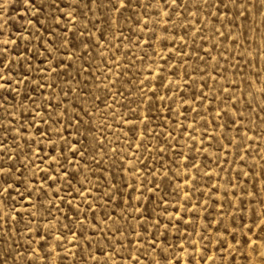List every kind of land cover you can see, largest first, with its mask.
Returning a JSON list of instances; mask_svg holds the SVG:
<instances>
[{
    "label": "snow or ice",
    "instance_id": "obj_1",
    "mask_svg": "<svg viewBox=\"0 0 264 264\" xmlns=\"http://www.w3.org/2000/svg\"><path fill=\"white\" fill-rule=\"evenodd\" d=\"M19 3L30 16L27 23L31 29H25L28 36L21 35L19 40L26 41V45L33 40L36 43L17 51L21 48L17 40H0V264H63L69 257L71 264H116V257L128 264H141L142 258L147 264H206L207 260L215 264V257L208 255L210 246L223 250L219 257L221 264H225L226 256L230 257L227 264H236L237 255L243 264H264V165L259 172L261 188L257 189L255 183L250 188L243 187L241 177L256 173L240 155L242 151L251 154L246 146L249 142L256 143L254 136L264 139V117L256 114L257 109L264 113L261 80L264 65L247 77L240 67L247 64L255 68V60L264 56L261 44L255 57L245 59L251 47L247 33L257 30L254 25L248 26L249 18L258 14L264 25V0H19ZM3 7L0 4V11ZM126 25L128 35L124 36ZM226 27L228 31L223 30ZM6 28L7 18L0 25V37ZM261 38L264 40V35ZM113 40L119 43L113 44ZM229 40L238 53L225 47V41ZM125 42L137 48L143 45L156 57L145 69L147 75L142 80L133 73L125 81L123 71H112L124 63L118 54ZM204 43H210L211 48H204ZM156 45L162 51H157ZM185 48L190 52H184ZM217 49H220L217 56H212L211 52ZM224 51L237 60L233 65L237 72L233 75L243 77L239 84L224 75L227 67L220 70V60L226 65L230 63ZM163 52L168 55L165 57ZM105 53L111 55L106 57ZM123 56L135 67L136 57L131 48L126 47ZM176 56L183 58L170 64ZM38 57L43 59L34 64ZM192 57L195 62L190 64ZM148 59L145 50L141 64ZM209 66L215 75L208 72ZM197 76L201 77L203 89L209 87L204 76L213 81L216 76H223L225 83L218 88L214 84L215 92L209 98L207 92L193 90ZM258 83L261 87L257 89ZM126 84L130 85L127 89ZM241 85L246 86L251 97L242 105L249 112L243 133L240 125L245 115L238 107L240 100L233 101L235 90L241 89ZM241 92L243 96V89ZM257 93L259 103H255ZM197 98L202 103L192 108L191 102ZM217 100L224 107L218 103L212 119L204 120L197 147L195 116L187 125L179 117L187 120L186 114L192 112L196 116L210 115L211 104ZM203 101L208 102V107ZM173 104L182 111L174 112ZM165 108L167 114L162 113ZM217 119L223 123L217 124ZM167 120H172V125ZM157 121H161L158 127L167 132L166 136L164 131L157 133L150 127ZM120 122L127 127L126 150L135 144L132 162L127 167L122 161L128 157L118 153L110 140L113 124L119 128ZM208 124L213 125L212 133ZM216 128L224 131L217 134ZM233 130L236 135H229ZM177 132L180 137L188 135L189 153L194 154H184ZM249 132L253 135H248ZM149 137L158 141L154 148L149 147ZM229 148L248 171L236 169L235 175L229 174L222 183L206 182L210 191L201 192V197L207 195V199L201 205L197 197V203L188 207L197 179L195 175L189 176L190 170L199 173L201 164L207 168L212 162L208 150L214 149L219 180L220 173L233 171L231 167L225 169L221 161L237 162L226 159ZM141 149L160 157L171 152L173 157H183V164L170 160L177 171L167 168L161 173L160 183L153 179L149 187L141 180V188L137 189L134 178L140 168L148 171L147 164L142 165L136 155ZM109 152L120 157L115 171L112 169L116 160L111 161V166L105 165ZM198 155L205 157L201 163H197ZM181 166L189 170L183 174L184 183L177 184L172 193L167 192L171 184H165L161 194V183L170 180L169 173L179 177ZM125 173L131 174V182ZM106 174L110 178L106 179ZM204 175L209 181L212 179L211 172ZM91 176L97 177V183ZM136 192L139 194L133 196ZM169 195L176 201L171 212L165 206ZM117 208L121 209L119 213L115 211ZM201 208L205 213L202 217L198 210ZM170 236L186 241L187 247L184 243L177 246ZM195 236L199 239H193ZM144 245L158 259L150 258ZM187 248L192 252L188 253ZM178 250L186 255L178 256Z\"/></svg>",
    "mask_w": 264,
    "mask_h": 264
},
{
    "label": "rangeland",
    "instance_id": "obj_2",
    "mask_svg": "<svg viewBox=\"0 0 264 264\" xmlns=\"http://www.w3.org/2000/svg\"><path fill=\"white\" fill-rule=\"evenodd\" d=\"M0 4H3V10L0 11V25H2L4 23L5 18H7V28L5 29V34L3 37H0V40L2 39H10V40H17L18 43L20 44L21 48L17 49V51H21L23 49V47L26 45V41L24 40H19V37L21 35L27 37L28 36V31H25V29H28L29 31L31 30L29 28V25L27 23L28 19L30 18L28 13L24 12L23 7L20 5L19 0H10V3L5 4L4 0H0ZM261 21V16L256 14L254 15V17H250L249 18V24L248 26L251 28L253 25L255 26V28L257 29L255 32H248V36H249V41L248 43L250 44V51L249 53L246 55L245 59L246 60H251L253 57H255L257 55V49L259 48V46L261 44H264V40H262V35H264V25H262L260 23ZM33 24H35V21L33 20ZM151 26V25H150ZM133 27H135V25H133ZM224 31H228L229 29L226 27L225 29H223ZM159 34V33H158ZM123 35L127 36L128 35V26L126 25L123 29ZM133 41L136 40V37L133 36L132 37ZM219 38H217L218 41ZM36 41L33 40L32 44H27L26 46L31 48L33 46V44H35ZM113 44H117L119 43L118 40H113L112 41ZM177 43H179L177 41ZM201 41L198 39L197 40V44H200ZM121 47V53H119L118 55L120 56V59L122 61H124V63H122L120 65L119 68H113V72H120L123 71L124 75L122 77V80H129L132 78V74L135 73L136 74V78L137 79H144V76L147 75V72L145 71V69H147L149 67L150 61L153 59H156L155 56L152 55V52L150 49H144V46L141 45V47H132V45L130 44H126L123 43L120 45ZM127 48H131L132 49V53L135 55L136 59L134 61L135 67H133L132 63H128L127 60L125 59V57L123 56V52L126 50ZM157 51H162L159 47V45L155 46ZM171 47V45H170ZM204 48H211V44L210 43H204L203 44ZM225 47H231L232 52L233 53H238V49L235 46L231 45V41H225ZM148 52L149 55V59L145 60L143 62V64H141L140 61V57L143 55L144 51ZM220 49L217 50H213L211 52L212 56H217V52ZM112 52H115V49H112ZM173 52H175V49H173ZM184 52H190L189 48H185ZM108 55H111V53H105V56L107 57ZM163 55L166 57L168 55L167 52H163ZM200 55H203V52L200 53ZM224 56L227 57L230 60L229 64H225L223 60H220V70L223 71V69L225 67H227L228 71L224 73L225 76L228 77V80L230 81H235L236 83H240V81L242 80V76L241 75H233L234 72H237V69L235 67H233V65H235L237 63V60L235 59V57H233L228 51H224ZM131 57H129L128 59H130ZM182 56H176L172 61H170V64H175L177 62V60L182 59ZM43 57H38L33 63L37 64L40 62V60H42ZM207 59V58H206ZM219 59V57H218ZM99 62V58H97V63ZM195 62V57H192V59L189 61L190 64H193ZM162 63V61H161ZM211 63L213 62H209V64L211 65ZM255 68H252L251 65H247V64H241V70L243 72V76L247 77L249 76V74L252 71H259L260 67L262 65H264V56H261L259 58H257L255 60ZM154 67V66H153ZM204 65H201V68H203ZM190 70V69H189ZM105 71H107V69H105ZM208 72L211 75H215V73L212 72L211 66H209ZM73 75H75V73H73ZM87 75V74H86ZM112 79H115V76L111 77ZM251 79H255V77H250ZM203 79L207 80L208 83V88L207 89H203L200 87V81H201V77L197 76L196 78V84L193 86V90H202L208 93L209 98H211V96L214 94L215 92V88H213V85L215 84L216 87L218 88L221 84H224L225 81L223 79V76H216V80L213 81L212 79H210L208 76H204ZM261 80L264 81V72L261 73ZM189 83L191 84V81H189ZM128 87H130V85H125V88L127 89ZM183 88V85L181 86ZM261 84H256L255 88H260ZM211 89V91H210ZM241 89H243V96H242V92ZM241 89H236L234 96H233V101L239 99L240 100V104L238 105V107H241V110L244 112L245 115V120L241 123L240 127H241V132L243 133L244 129H243V124L247 123V119L249 117V112L248 110H246L244 107H242V105H244V103L248 100H251V97L248 95V91L246 86L241 85ZM230 93L232 92V90H229ZM117 99H119V97H117ZM260 99H259V94L257 93V99L255 103H259ZM202 102L199 98H197L194 102H191V107L192 108H197L198 105H200ZM220 104L221 107H224V105L221 103L220 100H217L215 102H213L211 104V108L213 109L212 113L210 115H202V116H196L195 112H192L191 114H186L188 115V119L185 120L183 116L179 117V121L181 123H183L184 125H187L188 123L192 122V118L195 116L196 121L198 122L196 127H197V131L194 133L196 139H197V147H199V141H200V136L201 133L203 132V127H201V125H203L204 120L205 119H212V117L215 115V111L218 110L216 108L217 104ZM255 103H253V107H255ZM203 104L205 107H208V102L207 101H203ZM133 107H135L133 105ZM172 108L175 111H182V109H179L177 107L176 104L172 105ZM120 112L124 113L125 115H129L128 113L125 112L124 109H119ZM202 111V109H201ZM234 111V110H233ZM162 113L167 114V109H162ZM256 114L259 116L264 117V113H260L259 110L257 109ZM176 117L173 116V120H175ZM253 119H255V117H253ZM217 124H222L223 121L217 119ZM161 121H157L155 124H152L150 127L152 129H154L157 133H160L161 131H164V135H167V132L165 130H162L160 127H158V124H160ZM167 124L172 125L173 121L172 120H167L166 121ZM255 125L257 126V131H259V120L255 121ZM251 126V125H250ZM207 129L209 131V133H212L213 131V125L212 124H208L207 125ZM127 130V127L125 125L122 124V122H120V127L117 128L115 124H113V127L111 128V133L112 135L110 136V140L113 141L114 143L112 144V147H115L117 149L118 153H121L123 156L128 157V159H124L122 162L124 164L125 167H127L129 165L130 162H132V153L135 152V144H133V147L131 150H126V145H125V139H124V133ZM191 131V130H188ZM216 133L219 134V132L224 131L223 128H216L215 129ZM129 135H131V133H129ZM229 135L235 136L236 133L235 131H230ZM248 135H253V133L249 132ZM177 139L180 142V145L183 146V151L185 155H190V154H194V153H189V148L187 145L191 144V141L188 139V135L185 134L183 137H180L179 133L177 132ZM254 139L256 140L255 144H252L251 142H249V145H247V149L248 151L251 153L250 155H246L245 152H241L240 155L244 156V161L247 163V165L249 167L252 168V171L256 173L255 176H253L251 173L247 176V177H241V185L243 187L246 188H250L251 185L253 183L256 184V188L260 189L261 188V177L259 176V172L261 170L262 165H264V159H262V157H264V139H261L258 136H254ZM118 143H115L117 142ZM149 147L154 148L157 144L158 141L156 139H152L151 137H149V141H148ZM123 146V147H122ZM209 155L212 158V162L209 163V166L207 168H205L203 166V164H201V168L199 173H197L195 170H190L189 172V176L191 177L192 175H195L197 177L196 179V190L191 192V195L193 197L192 203L188 204V207H192L193 204L197 203L196 198L200 197V201L199 203L202 205L203 201L205 199H207V195L201 197V192L204 193H208L210 191V189L206 186V182L209 184H217V183H222L223 180L229 175H235V171L236 169H240L242 171H248V168H246L244 166L243 163H241L238 158L235 156V154L233 153V150L231 148L228 149V154L226 156V159L231 162L232 160H236L237 162L235 164H224L223 161H221L222 166L225 169H228L229 167H231L233 169V171L231 173L226 172H222L219 174V180L216 176V173L219 172V169L215 166V157L212 155L214 149H209ZM101 152L98 150L97 151V156H100ZM136 155L140 158V163L143 164H147L148 166V171H145L143 168H140L139 172L137 173V176L134 178L136 183L135 186L137 189L141 188V184L140 181L143 180L145 181L146 184H148L149 187H151V181H153V179H155V181L157 183L161 182V173H164L165 171H167V168H171L172 172L177 171L176 167L174 164L170 163L169 161L172 159H176L178 163H180L181 165L183 164V157L180 158H176L173 157L171 152L166 153L163 157L157 156L155 153H153L152 155H150L147 152H144L143 149L140 150V152H137ZM222 157L224 156L223 153L220 154ZM205 157L204 155H198L197 156V163H201L202 161H204ZM112 160H116L117 164L115 166V168H113L112 170L115 171L119 168L120 165V157H114L112 155L111 152H109L107 159L105 160V165L106 166H111V161ZM161 164H165L166 167H160ZM43 167V166H41ZM155 169H159L158 172L154 171ZM181 175L179 177L172 175L171 173H169L170 176V180H164L163 183H161V194H163V190H164V185L170 183L171 187L167 188V192L168 193H172L173 190L175 189L177 184H183L184 180H183V174L186 170L183 168V166H181V168L179 169ZM148 172H154V175H149ZM206 172H211L212 173V179L209 181L208 177L206 175H204ZM125 175L128 177L129 182H131V180L133 179V177L131 176V174L129 173H125ZM91 180L94 183H97V177L95 176H91L90 177ZM105 178L108 179L110 178V176L108 174L105 175ZM235 182V181H234ZM188 183H191V179H189ZM225 187H230L225 185ZM101 191H103V188H101ZM128 191H131V189H128ZM238 194H239V189L235 190ZM139 193H133V196L138 195ZM264 194V193H262ZM146 195H151L146 194ZM180 195L182 196L183 193L181 192ZM213 196H215L216 194L213 193ZM155 200V197L153 198ZM166 201L167 204L165 206L169 207V212H171L172 210V206L176 203V201L173 199V197L171 195L166 197ZM133 203H135V200H133ZM200 211V215L201 217L203 215H205V213L203 212L202 208L198 209ZM211 210V209H210ZM115 211L117 213H119L121 211L120 208L115 209ZM157 211L159 212V209H157ZM129 212H131V209H129ZM122 223V221H120ZM132 223H135V221H132ZM203 221H199L197 224V231H199V224H202ZM151 231V229H149ZM189 231H191V226L188 229ZM193 239L198 240L199 236H195L193 237ZM134 242H135V238H133ZM170 240L174 241V243L178 246L181 243H184L185 246L187 247V242L184 240L179 239L177 236H170ZM21 243H23V241H21ZM81 245H83V241H80ZM145 249L150 253V258L151 257H155V253H152L150 249L147 248V245H144ZM73 251H76L75 248H73ZM187 252L191 253L192 249L191 248H187ZM223 250L220 249H216L210 246L209 251H208V255L209 256H214L215 257V264H221V261L219 259L220 255L222 254ZM133 255H135V253H133ZM177 255H186V254H182L179 252V250L177 251ZM197 258H199V253L196 254ZM158 259V257H155ZM116 264H128V262L126 260H121L119 257H116ZM230 259V257L226 256L225 259V264H227V261ZM56 260H58V258H56ZM72 261V257H69L67 260L63 261V264H71ZM55 264V262H54ZM141 264H147L146 260H143V258L141 259ZM206 264H213L212 260H207ZM236 264H243V261L241 260L240 256L237 255L236 258Z\"/></svg>",
    "mask_w": 264,
    "mask_h": 264
}]
</instances>
